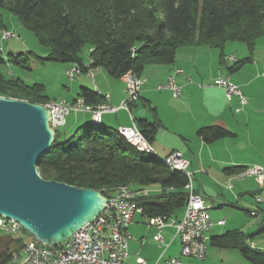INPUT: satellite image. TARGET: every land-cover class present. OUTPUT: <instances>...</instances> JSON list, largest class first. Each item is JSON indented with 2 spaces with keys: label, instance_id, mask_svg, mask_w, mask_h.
Returning a JSON list of instances; mask_svg holds the SVG:
<instances>
[{
  "label": "trees",
  "instance_id": "trees-1",
  "mask_svg": "<svg viewBox=\"0 0 264 264\" xmlns=\"http://www.w3.org/2000/svg\"><path fill=\"white\" fill-rule=\"evenodd\" d=\"M4 10L15 14L49 49L46 59L78 65L83 72L88 60L92 68H103L116 79L129 71L142 77L149 64L173 65L182 47L216 48L224 57L226 43L238 41L248 46L252 56L257 40L264 36V0H0V24ZM8 61L23 65L28 59L21 54ZM250 61L248 57L227 68L234 73ZM4 63L0 58V66ZM43 92V85L28 86L0 71V96L43 104L49 101ZM80 98L88 105L103 101L101 94L85 87ZM142 102L150 106L148 100ZM152 112V122L135 118L151 143L163 127L156 110ZM197 135L206 143L235 136L221 125L203 127ZM163 158L139 151L118 129L90 122L68 136L57 130L55 142L40 157L37 168L46 180L94 189L106 197L121 187L157 186L158 193L139 200L145 214L176 217L179 210H185L189 178L171 170ZM244 168L227 167L224 172L234 175ZM251 237L236 229L211 237L210 243L218 249L238 250L251 264H264V250L251 247ZM4 240L0 264H9L24 241Z\"/></svg>",
  "mask_w": 264,
  "mask_h": 264
},
{
  "label": "crops",
  "instance_id": "crops-1",
  "mask_svg": "<svg viewBox=\"0 0 264 264\" xmlns=\"http://www.w3.org/2000/svg\"><path fill=\"white\" fill-rule=\"evenodd\" d=\"M203 47H182L178 49L176 60L173 65L154 64L155 67L151 70L156 74L162 75L161 79H164L163 81H166L170 76H174L181 87L182 94L179 97H175L172 91L167 90L160 91L161 94L157 96V101L146 99L144 96L149 95V92L151 93L152 86L149 80L141 77L144 79L141 93L142 98L134 103L129 111L119 109L115 113H105L102 116V125L110 128H112L111 126L116 125L115 129L124 126H133L136 124V117H142L147 121L152 122L153 118L151 119L149 115H147V111L155 109L163 124V127L155 134L152 142L157 154L165 157V155L174 150L181 151L191 163V169L194 170L193 176L196 174L201 175V177L205 176V173L199 171L200 168L206 169L205 164H211L216 167L225 166L223 168L225 179L228 182H232V187H227V191L222 194L221 197L219 196V199H213L212 197L209 198L204 191L203 184L198 187L194 186L196 191L204 196L207 204L211 206V218L215 222L220 219L226 220L225 225H216L214 227L210 233V239L213 236L222 235L227 231L236 229L242 230L244 228L241 223L242 219L248 221L249 225L252 223V221L247 218H257V222L259 224L261 223L258 227V231L260 232L264 229V202H259L258 199H260V196L262 197V191H264V180L262 182H259L255 178L236 180L239 181L237 183L239 185L237 186L233 184L234 180H232V176L237 178L236 174L227 175L224 172V169L233 166L248 167L254 165H259L264 168V96L252 91L251 88L254 85L255 78L250 80L237 78L234 80V77L229 70V72L224 71V66L220 67L214 65L212 61L208 59V56L213 55L214 53ZM237 61L239 60L236 59V62ZM236 62L231 63L234 64ZM73 66L74 65H70V67ZM100 70L101 68L96 69L94 75H97ZM178 70L183 71V73L179 74ZM82 74L87 75L86 73ZM84 77H87L85 78L87 79L86 82L90 79L88 76ZM222 77L230 78L231 81L238 85L244 96L247 97L246 99L248 103L246 105L242 106L236 96L229 99L224 88L209 84L214 83L216 79ZM120 80L125 84L123 78ZM94 82L96 86L93 91L98 92L103 97L105 96V93L109 94L110 104L115 107L120 106V101L124 94L123 90L121 97H119L117 93L120 91H114V87L111 89V92L110 90L102 89L100 85L98 86L96 83L97 81ZM199 83H201L202 86ZM205 83L209 86L205 87V85H203ZM85 85L88 86L87 83H81L80 89L82 90L83 87H89H86ZM261 98L263 102L260 103L258 100H261ZM144 99L150 102L149 107L143 106L142 101ZM102 102H104V99ZM194 102H197L196 104L198 105V107L195 108L197 114L190 117L189 121L181 122L179 120L181 119V115L180 113L178 114V112L176 113V108H186L188 113L191 114L192 107H190V105H196ZM161 106L165 108L168 107L167 109H170L169 107L175 108V112H173V123H171L172 121L161 112ZM140 112H142V114H140ZM121 113L130 115L131 124L124 122L119 118V114ZM90 115L91 116L84 115L83 118H90L89 122H92V114L90 113ZM110 116H114L115 120H111ZM75 121L77 126L81 125L79 117H75ZM68 123L69 120H67L66 125ZM171 125L174 128L172 132L173 135L178 136L181 140L178 145H172L169 143L170 140L165 139L166 130H168ZM211 125L224 126L232 131L235 136L221 139L213 143H206L197 135V132L199 129ZM212 144H216L217 147L225 150L228 153L227 156L231 160H220L219 157L212 152ZM232 147H234V149H232ZM233 150H236L238 156L237 159L234 158V153H231ZM205 151L211 153V157H209L210 161L204 159ZM210 169L213 168H207V175L210 173ZM255 208L260 211L259 217L251 214L252 211H255ZM137 216L139 218H137ZM183 216L184 210L182 216L176 214V217L173 218L176 220H182ZM247 230L248 231H242L244 234L252 236L248 240V244L251 247L258 248V244L252 241L257 231H254V227L252 229L248 227ZM128 231L132 238L129 241L130 255L126 260V264H140L141 259L145 260L146 264H174L171 261L172 259H178L179 264H200L194 262L200 259L184 257L182 255V244L179 237L176 235V229L174 227L166 226L163 228V242H158L155 238L158 230L154 224L149 223L146 214H136ZM209 245H211L210 241L208 243L206 257L202 260V264H211L218 258V252L215 250H209Z\"/></svg>",
  "mask_w": 264,
  "mask_h": 264
},
{
  "label": "built area",
  "instance_id": "built-area-1",
  "mask_svg": "<svg viewBox=\"0 0 264 264\" xmlns=\"http://www.w3.org/2000/svg\"><path fill=\"white\" fill-rule=\"evenodd\" d=\"M230 60L236 62L234 57ZM90 65L91 61L85 63V72L77 65V70H69L68 76L75 79L76 76L86 73L88 77L94 78L96 69ZM178 73L182 74L183 71L178 70ZM122 78H127V98L122 101L119 107L110 104L109 94H106L104 102L93 105V109H84V103H79L77 100L73 103L64 102V106H58L54 112H51L52 128L57 130L66 125L67 117L73 112H90L93 119L102 120L105 113H115L119 109L129 111L130 107L141 98L144 81L133 71L127 72ZM215 85L224 88L229 99L236 96L242 106L248 103L241 89L230 78L218 79L215 81ZM157 89L159 91L170 90L175 97L182 94L181 87L174 76H170L165 84L158 85ZM124 127L129 128L138 146L157 152L136 124ZM165 157L172 159L175 165L191 171V163L181 151L174 150ZM199 171L207 173L205 168H200ZM191 174L192 181L188 182L185 188L188 198L182 220H176L173 217L146 216L149 223L154 224L158 230L155 237L158 242H163V228L174 227L182 244V255L203 260L206 257L210 241L205 240V233L211 232L216 225H225L226 220L220 219L215 222L211 218V206L207 204L204 196L196 191L194 173L191 171ZM238 174H244V179L255 178L259 182L264 180V168L259 165L245 167ZM229 187L231 188L232 184H229ZM146 197L149 196L137 194L134 191H128L123 196H110L109 206H106L97 217L85 224L69 239L52 247L38 243L33 239L24 242L19 250L13 252L10 264H126L130 255L129 241L132 238L128 228L136 214H145L139 200ZM258 201L263 202L261 199ZM258 213L260 216V211ZM22 229L16 220L2 217L1 232L7 235H17ZM171 261L174 264H179L178 259ZM140 264H146V261L141 259Z\"/></svg>",
  "mask_w": 264,
  "mask_h": 264
},
{
  "label": "rangeland",
  "instance_id": "rangeland-1",
  "mask_svg": "<svg viewBox=\"0 0 264 264\" xmlns=\"http://www.w3.org/2000/svg\"><path fill=\"white\" fill-rule=\"evenodd\" d=\"M2 14L3 17H2V22L0 24V58L5 60V63L0 66V71L6 77L20 79L28 86L43 85L44 92L42 95L47 97L49 101L41 105H44L48 108V105L52 103L60 104L63 102L73 103L76 100L82 101L83 99L80 98L81 83H87L89 87L86 85L85 86L93 90L96 86L94 81H97L96 82L97 85L98 86L100 85L102 89H107L110 90L111 92H112L111 89H113L114 87V91H120L117 93L119 97H121L123 90L124 94L122 100L120 101V104L124 99L127 98L126 86H125L126 83L124 84L121 82L120 79L111 77L109 73L103 68H101V70L97 73V75H94V78L88 79L87 82H86L87 79H85L87 77L84 76H88V75L85 74L78 75L75 77V79H71L68 76V71L71 70L72 68L70 67L71 64L46 59L50 51L48 48L40 44L36 34L29 28L21 25L17 16L12 12L4 10ZM7 34L8 36H6ZM195 47H203V46H195ZM203 48H206V50L213 51L214 54L209 55L208 59L211 60L214 65H218L220 67L224 66L223 70L227 72H229L227 67L233 66V64L231 63L232 61L230 60L232 57H235L237 60H242L251 57L252 62L250 61L244 64V66H242L238 71L232 73V76L234 77V80L237 78L245 79V80H250L255 78L254 85L252 86L251 89L252 91H255V93H260L264 96V36L257 40L254 51L252 52L253 53L252 56L248 46L238 41L226 43L224 47V57L221 56L220 49L206 47V46ZM21 54L27 57L28 59L27 64L23 63V65H16L15 63L8 61L12 59V57H16ZM83 55L84 56L88 55L87 49L83 51ZM87 63H89L88 60ZM154 67H155L154 64L147 65L142 74V78L149 80L152 86L151 93L149 92V95L144 94L145 95L144 97L146 99L157 101V96L161 94L160 91L157 89V86L160 84H165L168 78L166 81H163L164 79H161L162 75L156 74L151 71L152 68ZM223 78L224 77L218 79H223ZM201 83L199 84L202 86ZM209 84L212 86H216L215 81L214 83H209ZM203 85H205V87L209 86L207 83ZM163 91H167V90H163ZM106 94L107 93H105V95ZM0 97H4V96H0ZM10 99H15V98H10ZM17 100H22V99H17ZM22 101H27V100H22ZM258 101L260 103L263 102L262 98L261 100ZM196 103L197 102H194V104ZM190 107H192L191 114L188 113V110L186 108L183 107L176 108L177 110L176 113L178 112V114L180 113L181 115V119H179L181 122H187L189 121L190 117H193V115L197 114V110L195 108L198 107V105L196 104L193 106V104H191ZM167 108L161 106L160 109L161 112L164 113V115L168 119H170V121H172L171 123H173L174 120L173 112H175L174 110L175 108L173 107H169L170 109ZM84 115L91 116L90 113H84V112L71 113V115L67 117L69 123L57 129L58 132L63 136H68L71 133H73L78 127L75 121V117H79V122H81V125L90 123L89 122L90 118L84 119L83 118ZM147 115H149L151 119L153 118L152 111L148 110ZM129 116H130L129 114H125V113L119 114V118L121 120L131 124V118ZM110 119L115 120V117L110 116ZM111 127L116 128V125ZM173 130L174 128L171 125L170 128L166 130L165 139L170 140L169 143L172 145L173 144L178 145L181 142V140L178 136L173 135L172 133ZM212 146H213L212 152L216 154L220 160L222 161L231 160L227 156L228 153L225 150L220 149L219 147H217L216 144H212ZM232 149H234V147H232ZM231 153H234L235 155L234 158L237 159L238 156L236 150H233ZM209 157H211V153L205 151L204 159L210 161ZM205 166L206 169L208 167H212L213 169H210V173L208 175L205 173V176L203 177H201V175L199 174L194 175L193 176L194 186L198 187L199 185L201 186L203 184V187L205 189L204 191L206 192L209 198L212 197L213 199H217V198L219 199L221 195L227 191V187H229V184H232V182H228L225 179V174L223 173V168L225 166L216 167L211 164H205ZM191 171L194 173L193 169H191ZM40 176L42 177L41 174ZM232 180H234L233 183L234 185L237 186L239 185L237 184L239 181H236V180H240L238 177L235 178V176H232ZM144 189L149 190L150 194L152 192L153 194L159 192V187L157 186L144 188ZM260 199L264 202V191H262V197L260 196ZM256 209L257 208H255L254 210L258 211V209L257 210ZM177 214L182 216L183 210L182 209L179 210ZM137 218L139 217L137 216ZM247 219L252 221V223L250 224L251 226L249 225L248 221L242 219L241 223H242V227H244L242 230L248 231L247 230L248 227H250L251 229L254 227V231L257 232L254 235L252 241L258 244L259 249L264 250V229H262L260 232L258 231L259 230L258 227L259 225H261V223L259 224L257 222V218H250V219L247 218ZM22 230L17 235H7L0 231V237H1L0 250L3 248V244L5 243L4 239H6L7 237L22 238L24 242H28L33 239L31 235L23 232ZM239 230L242 231L241 229ZM209 250H215L216 252H218V258H217L218 260L217 259L214 260L213 258L214 261L211 264H251L247 262L240 255L239 251H237L236 249H218L216 247H212L211 245H209ZM194 262L200 264L203 263L202 260H196Z\"/></svg>",
  "mask_w": 264,
  "mask_h": 264
},
{
  "label": "water",
  "instance_id": "water-1",
  "mask_svg": "<svg viewBox=\"0 0 264 264\" xmlns=\"http://www.w3.org/2000/svg\"><path fill=\"white\" fill-rule=\"evenodd\" d=\"M51 119L44 105L0 97V216L49 247L69 239L110 201L97 190L40 176L37 162L56 139Z\"/></svg>",
  "mask_w": 264,
  "mask_h": 264
},
{
  "label": "bare ground",
  "instance_id": "bare-ground-1",
  "mask_svg": "<svg viewBox=\"0 0 264 264\" xmlns=\"http://www.w3.org/2000/svg\"><path fill=\"white\" fill-rule=\"evenodd\" d=\"M8 35V34H7ZM71 70H77V65L76 66H73L71 68ZM124 82L126 83L127 85V78H123ZM104 100H106V95L103 97ZM79 103H84L83 101H79ZM58 106H64V102L63 103H60V104H55V103H52V104H49L48 105V108L50 109V113L51 112H54L55 108L58 107ZM84 109H93V105H88V104H85L84 103ZM92 122L96 123V124H100L102 123V120H98V119H93ZM51 126H52V123H51ZM119 132L121 133V135L123 137H125L133 146H135L139 151L141 152H144V153H147V154H157V152L155 151H150V150H146V148H142L141 146H138L136 143H135V138L132 136V134L130 133V130L129 128H126V127H119L118 128ZM163 162L166 166H168L171 170H176V171H180L184 174L187 175V177L189 178V182L192 181V174H191V171L190 170H187V169H183L182 167L180 166H177L175 165V162L172 160V159H169V158H166L164 157L163 158ZM237 177L240 179V180H244V174H237ZM128 191H134L136 192L137 194H146V196H149L151 195L150 194V191L149 190H146V189H134V188H130V187H121L113 196H123L125 195ZM109 199V197H107ZM106 206H109V202ZM253 216H258L259 217V213L256 212V211H252L251 213ZM2 220V216H0V222ZM210 233L211 232H208V233H205V240H210Z\"/></svg>",
  "mask_w": 264,
  "mask_h": 264
}]
</instances>
